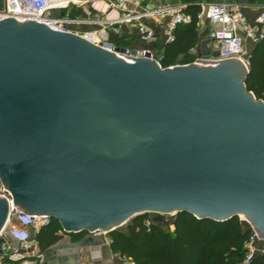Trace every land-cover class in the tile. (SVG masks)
<instances>
[{
	"label": "water",
	"instance_id": "1",
	"mask_svg": "<svg viewBox=\"0 0 264 264\" xmlns=\"http://www.w3.org/2000/svg\"><path fill=\"white\" fill-rule=\"evenodd\" d=\"M124 56L135 60L0 21V174L14 206L84 233L49 250L99 245L98 230L149 211L240 216L264 238V100L246 89L248 69L234 57L162 67ZM106 202L137 207L110 223ZM7 216L0 199V230Z\"/></svg>",
	"mask_w": 264,
	"mask_h": 264
},
{
	"label": "built area",
	"instance_id": "2",
	"mask_svg": "<svg viewBox=\"0 0 264 264\" xmlns=\"http://www.w3.org/2000/svg\"><path fill=\"white\" fill-rule=\"evenodd\" d=\"M185 6L180 0H2L0 21L9 18L16 21L33 20L53 31L76 35L127 62L135 59L124 55L148 58L160 64V55L156 49L146 46L157 40L162 44L171 41L174 30L191 21L192 17L185 11ZM255 21L256 24H264V3ZM203 22L213 27L212 38L220 43L218 54L210 58L196 57L192 62L201 63L196 59L219 60L234 57L243 63L245 69H249L250 54L244 42L250 40L257 43L264 33L256 25H251L241 4L202 2L196 15V26L199 27ZM120 37L123 41H128V44L117 43L116 40ZM136 38L146 46L135 47L133 41ZM132 50H135L134 54L131 53ZM0 194L4 195L1 188ZM48 223V216L27 215L11 206L6 224L0 230V237L4 238L0 264H4L5 257L17 258L21 251L33 255L41 263L43 254L34 248L31 229ZM250 229L244 243L245 261H249L257 252L264 253L256 244V231L251 226ZM7 238L14 239L18 246L12 247Z\"/></svg>",
	"mask_w": 264,
	"mask_h": 264
},
{
	"label": "trees",
	"instance_id": "3",
	"mask_svg": "<svg viewBox=\"0 0 264 264\" xmlns=\"http://www.w3.org/2000/svg\"><path fill=\"white\" fill-rule=\"evenodd\" d=\"M180 1L185 3V11L192 19L188 24L178 26L172 40L163 45L159 58L162 67L186 64L195 59L191 50L198 39L196 15L200 3L211 0ZM116 42L128 44L122 37ZM249 62L244 79L246 89L257 99L264 100V35L251 49ZM172 224L173 229L169 231L150 221L147 212L135 215L124 229L108 233L109 248L130 264H264L262 252L245 261L244 243L251 229L238 216L216 221L179 211L173 215ZM59 230L61 225L55 218L39 228L36 237L41 253L60 239ZM83 234L69 236L77 240Z\"/></svg>",
	"mask_w": 264,
	"mask_h": 264
},
{
	"label": "crops",
	"instance_id": "4",
	"mask_svg": "<svg viewBox=\"0 0 264 264\" xmlns=\"http://www.w3.org/2000/svg\"><path fill=\"white\" fill-rule=\"evenodd\" d=\"M173 1L175 2L178 0H172L171 2ZM211 1L240 3L251 25L253 26L256 25V28L260 29L264 33V24L261 25L255 23L256 22L255 18L258 14V11L262 7L264 0H235V1L211 0ZM212 31H213V27L209 25L207 22H203L199 27H197V32H198L197 43L194 46V48L191 50L195 58L196 57L210 58L213 57L214 54L218 53L220 43L212 38ZM255 44L256 43H252L250 40H246L244 42L245 48L248 51H251V49L255 46ZM133 45L138 48H142L146 46L138 38H136L133 41ZM163 45L164 44H162L160 40H157L156 42L146 47L155 48L156 51L158 52V55H161ZM0 188L3 190L4 193V195L0 194V199L5 200L7 205L9 206L8 208V216H9L11 206H14L13 196L6 189L1 179V174H0ZM55 219L58 220L57 218ZM60 225H61V230H59L58 233L61 234V237L56 242L57 243L59 241L68 242L72 240L70 239L69 234L63 231L62 223H60ZM39 228L40 227H33L31 229V239L35 244L34 248L37 250H39V245L36 236ZM98 231L99 232H96V235L102 236V243H100L99 245L81 247L78 249L59 248L56 250H49L47 248V250L44 253H42L43 259L41 263L43 261H47L49 264H130L128 260H126L125 258L121 257L116 253H113L110 250L108 234H105L102 230H98ZM7 241L8 243H10L12 247L18 246V243L14 239L7 238ZM39 263L40 262L37 261L33 255L29 254L26 251H21L20 255L17 258H11V259H9L8 257L4 258V264H39Z\"/></svg>",
	"mask_w": 264,
	"mask_h": 264
},
{
	"label": "rangeland",
	"instance_id": "5",
	"mask_svg": "<svg viewBox=\"0 0 264 264\" xmlns=\"http://www.w3.org/2000/svg\"><path fill=\"white\" fill-rule=\"evenodd\" d=\"M155 1H160V2H171L172 0H155ZM229 1H235V0H229ZM150 44H147V46H149ZM149 216H150V221H153L157 224H160L164 229L166 230H172L173 229V215L175 214L174 212L171 213H156L153 211H149L148 212ZM239 219H241L240 216H238ZM130 219L125 220L122 224H120L118 227L120 229H124L126 224L130 222ZM243 221V223L250 227L251 226V222L248 219H241ZM258 236V235H257ZM256 244L259 246L260 250L264 251V238H259L258 236V240L256 241Z\"/></svg>",
	"mask_w": 264,
	"mask_h": 264
},
{
	"label": "flooded vegetation",
	"instance_id": "6",
	"mask_svg": "<svg viewBox=\"0 0 264 264\" xmlns=\"http://www.w3.org/2000/svg\"><path fill=\"white\" fill-rule=\"evenodd\" d=\"M87 201H88L87 199L83 200L84 205H88ZM23 205L25 207H28L31 210H38L39 209L38 206H32V205L26 204V203ZM131 207H137V203L130 202V203H127L125 205H115L114 206L111 202H106V204H104L103 209L109 213V221H110V223H113V222L117 221L118 219H120L126 213V211H128ZM50 220H51V218H49V222H50Z\"/></svg>",
	"mask_w": 264,
	"mask_h": 264
},
{
	"label": "bare ground",
	"instance_id": "7",
	"mask_svg": "<svg viewBox=\"0 0 264 264\" xmlns=\"http://www.w3.org/2000/svg\"><path fill=\"white\" fill-rule=\"evenodd\" d=\"M8 208H9V206H8ZM6 223V220H5V222H4V224Z\"/></svg>",
	"mask_w": 264,
	"mask_h": 264
}]
</instances>
